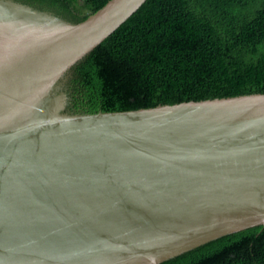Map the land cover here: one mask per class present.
<instances>
[{"label":"water","instance_id":"95a60500","mask_svg":"<svg viewBox=\"0 0 264 264\" xmlns=\"http://www.w3.org/2000/svg\"><path fill=\"white\" fill-rule=\"evenodd\" d=\"M145 2L74 24L0 0V264H161L264 228V94L68 109L71 69Z\"/></svg>","mask_w":264,"mask_h":264},{"label":"trees","instance_id":"16d2710c","mask_svg":"<svg viewBox=\"0 0 264 264\" xmlns=\"http://www.w3.org/2000/svg\"><path fill=\"white\" fill-rule=\"evenodd\" d=\"M15 1L76 24L109 0ZM67 86L68 109L83 114L264 94V0H146L71 69ZM161 264H264V228Z\"/></svg>","mask_w":264,"mask_h":264},{"label":"rangeland","instance_id":"374dc122","mask_svg":"<svg viewBox=\"0 0 264 264\" xmlns=\"http://www.w3.org/2000/svg\"><path fill=\"white\" fill-rule=\"evenodd\" d=\"M79 5H80V6H83V5H84V3H83V2H80V3H79Z\"/></svg>","mask_w":264,"mask_h":264},{"label":"bare ground","instance_id":"6f19581e","mask_svg":"<svg viewBox=\"0 0 264 264\" xmlns=\"http://www.w3.org/2000/svg\"><path fill=\"white\" fill-rule=\"evenodd\" d=\"M93 14H94V13H93ZM91 15H92V14H91ZM91 15H89V16H91ZM89 16H88V17H89ZM131 16H132V15H131ZM88 17H87V18H88ZM87 18H86V19H87ZM128 19H129V18H128ZM128 19H127V20H128ZM127 20H126V21H127ZM126 21H125V22H126ZM80 114H83V113H80Z\"/></svg>","mask_w":264,"mask_h":264}]
</instances>
